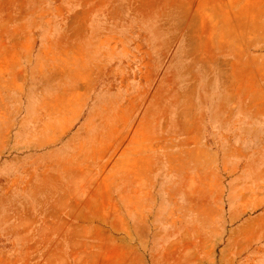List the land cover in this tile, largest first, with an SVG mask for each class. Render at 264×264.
<instances>
[{
	"label": "rangeland",
	"instance_id": "374dc122",
	"mask_svg": "<svg viewBox=\"0 0 264 264\" xmlns=\"http://www.w3.org/2000/svg\"><path fill=\"white\" fill-rule=\"evenodd\" d=\"M0 264H264V0H0Z\"/></svg>",
	"mask_w": 264,
	"mask_h": 264
},
{
	"label": "crops",
	"instance_id": "0c3cea01",
	"mask_svg": "<svg viewBox=\"0 0 264 264\" xmlns=\"http://www.w3.org/2000/svg\"><path fill=\"white\" fill-rule=\"evenodd\" d=\"M84 100H85V98L84 99H80L78 102H77V105H76V108H75V112H78V113H80V112H82V110H81V106H82V104L84 103ZM101 100H104V99H101ZM98 104V103H97ZM97 104L93 107V109L92 110H90L91 112H93L95 109H96V106H97ZM101 104H102V102H101ZM81 107V108H80ZM76 114V113H75ZM84 114V113H83ZM90 118H91V116H89V118L87 119L86 118V120H85V126H88L87 124H89V121H90ZM76 120V119H75ZM73 122L75 123L76 121H74V117H71L70 119H65V117L63 118V117H61L60 119H58V121H55L54 123H53V127H54V133L53 134H49L48 136H45V139H42L41 141L43 142V141H49L52 137H54V136H57V132L56 131H58V133L60 132V131H62V130H64V129H66V128H69L70 126H71V124H73ZM118 123V122H117ZM114 124V127H115V125H118V124ZM83 125H84V123H83ZM84 128V127H83ZM189 140V139H188ZM137 141V139H136V137H135V135H133V138H132V140H131V143L129 144V146H128V148L127 149H123V151H122V153H123V155H122V157H124V155L126 154V152H129L130 150H131V153L132 154H135V148H137L138 149V151H140V146H139V144H138V146L136 147V145H135V142ZM201 141H197V140H195V139H193L192 140V143H190L189 145H188V151H196V150H200V149H202L203 148V143L201 142ZM203 150V149H202ZM209 154L212 156V151H210L209 150ZM119 162H121V161H123V158H121L120 157V159L118 160ZM211 166V162L208 164V168ZM211 168V167H210ZM124 175H117V178H120V177H123Z\"/></svg>",
	"mask_w": 264,
	"mask_h": 264
}]
</instances>
